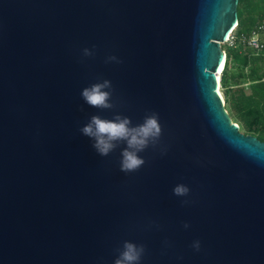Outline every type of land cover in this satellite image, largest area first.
Returning <instances> with one entry per match:
<instances>
[{"label": "water", "instance_id": "1", "mask_svg": "<svg viewBox=\"0 0 264 264\" xmlns=\"http://www.w3.org/2000/svg\"><path fill=\"white\" fill-rule=\"evenodd\" d=\"M237 6L0 0V264H114L124 241L146 246L141 264H264V142L240 133L217 81ZM102 79L114 110L81 98ZM151 112L163 134L133 173L125 145L101 157L79 131Z\"/></svg>", "mask_w": 264, "mask_h": 264}, {"label": "clouds", "instance_id": "2", "mask_svg": "<svg viewBox=\"0 0 264 264\" xmlns=\"http://www.w3.org/2000/svg\"><path fill=\"white\" fill-rule=\"evenodd\" d=\"M94 55V47L93 49L84 48L82 50V56L85 58ZM105 63H122V61L117 56L110 55L106 58ZM113 92L111 81L102 79L85 87L81 92V98L92 108L114 110L116 103L113 100ZM79 131L83 136L93 141L92 147L101 157H108L121 144L125 145L120 152L121 159L119 162L120 171L125 174L136 172L146 164V160L141 157L140 153L145 152L150 147L157 148L163 134L159 114L156 112L146 114L143 122L137 125H133L130 117L121 114L114 115L112 119H103L99 115H93ZM162 154L164 153L162 152ZM189 193V187L184 184H178L173 188V194L176 197H187ZM182 203L187 204L189 201L183 200ZM183 227L187 229L190 225L185 223ZM200 246L198 240L192 244L196 251L200 250ZM115 251L117 256L114 264H141L146 254V246L124 241L122 247Z\"/></svg>", "mask_w": 264, "mask_h": 264}, {"label": "trees", "instance_id": "3", "mask_svg": "<svg viewBox=\"0 0 264 264\" xmlns=\"http://www.w3.org/2000/svg\"><path fill=\"white\" fill-rule=\"evenodd\" d=\"M237 16L238 24L232 32L235 43L222 46L226 58L220 75V88L225 110L236 114L243 135L264 142V50L257 52L242 41L257 26L264 24V0H238ZM239 80L247 83L248 87H242ZM232 86L238 88L232 89Z\"/></svg>", "mask_w": 264, "mask_h": 264}, {"label": "built area", "instance_id": "4", "mask_svg": "<svg viewBox=\"0 0 264 264\" xmlns=\"http://www.w3.org/2000/svg\"><path fill=\"white\" fill-rule=\"evenodd\" d=\"M242 41L246 47L251 48L257 52L264 50V24L256 27L248 38H243ZM229 46H233L235 43V37L231 34L225 42Z\"/></svg>", "mask_w": 264, "mask_h": 264}, {"label": "rangeland", "instance_id": "5", "mask_svg": "<svg viewBox=\"0 0 264 264\" xmlns=\"http://www.w3.org/2000/svg\"><path fill=\"white\" fill-rule=\"evenodd\" d=\"M224 45H225V46H229V44L224 43V44L221 45V47L224 46ZM232 72H235V71L232 70ZM239 81H240V83H243V86H242V87H248V86H247V83H245V82H241V81H243V80H239ZM236 88H238V86H232V89H236ZM219 93H220L221 97H222L223 100H224L223 90H222L221 88H219ZM227 112H228V114L230 115V117H231L232 119H234V120L237 122V124H236V123H234V124H236L238 127H241V126H242V125H241V122L238 120L236 114H235L233 111H230L229 109H227ZM239 131H240V129H239ZM243 132H244L243 130L240 131V133L244 134Z\"/></svg>", "mask_w": 264, "mask_h": 264}, {"label": "bare ground", "instance_id": "6", "mask_svg": "<svg viewBox=\"0 0 264 264\" xmlns=\"http://www.w3.org/2000/svg\"><path fill=\"white\" fill-rule=\"evenodd\" d=\"M223 67H224V61L222 62V64L220 65V67L218 69V75H217V81L218 82H219V78H220L221 72L223 70Z\"/></svg>", "mask_w": 264, "mask_h": 264}]
</instances>
